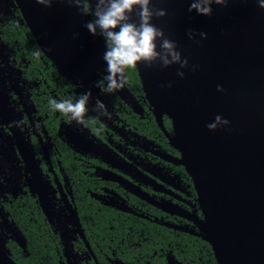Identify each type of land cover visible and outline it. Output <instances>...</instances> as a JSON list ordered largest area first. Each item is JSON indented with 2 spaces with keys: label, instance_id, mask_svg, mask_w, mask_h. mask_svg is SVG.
Returning <instances> with one entry per match:
<instances>
[{
  "label": "flooded vegetation",
  "instance_id": "obj_1",
  "mask_svg": "<svg viewBox=\"0 0 264 264\" xmlns=\"http://www.w3.org/2000/svg\"><path fill=\"white\" fill-rule=\"evenodd\" d=\"M10 10L0 0V264H219L173 122L141 81L126 100L61 71L32 33L9 44L3 23H25ZM89 90L87 126L52 110Z\"/></svg>",
  "mask_w": 264,
  "mask_h": 264
},
{
  "label": "water",
  "instance_id": "obj_2",
  "mask_svg": "<svg viewBox=\"0 0 264 264\" xmlns=\"http://www.w3.org/2000/svg\"><path fill=\"white\" fill-rule=\"evenodd\" d=\"M190 3L153 0L168 13L153 23L178 44L189 68L138 64V75L158 118L167 115L173 122L171 143L194 181L217 262L264 264V9L259 0H228L202 16L188 11ZM14 4L61 71L83 82L107 74L105 40L85 27L92 15H81L67 0H52L50 7L37 0ZM189 29L208 38L197 36L195 43ZM191 65L198 67L193 71ZM117 92L132 97L126 85ZM217 115L231 123L211 131L207 125Z\"/></svg>",
  "mask_w": 264,
  "mask_h": 264
},
{
  "label": "clouds",
  "instance_id": "obj_3",
  "mask_svg": "<svg viewBox=\"0 0 264 264\" xmlns=\"http://www.w3.org/2000/svg\"><path fill=\"white\" fill-rule=\"evenodd\" d=\"M47 7L52 0H37ZM69 6L80 10L81 15H92L93 20L85 24L92 35H100L105 40L106 51L103 59L106 61V75L96 83V87L105 94L123 89L127 83L126 70L143 64L146 68L157 65L166 69L172 65H179L180 69L189 68L190 61L178 50V44L169 39L162 28L153 23L154 18H163L167 11L153 5V0H95L94 8H91L90 0H67ZM227 6L228 0H191L188 11H195L198 15L211 16L213 5ZM259 7L264 9V0H259ZM188 37L195 43L197 36L207 39L206 32L188 30ZM37 57L39 52L34 53ZM197 65H191L193 71ZM177 75L184 78L185 72L177 71ZM163 87V85H162ZM167 87L171 88L169 83ZM217 90L224 91L220 85ZM91 91L80 94L75 101L65 99L57 102L50 101L53 111L67 115L70 120L87 126L85 114L88 111V103ZM92 111L100 116H110L106 105L97 99ZM230 121L220 115L215 117V122L207 125L208 129L215 131L218 127L230 125Z\"/></svg>",
  "mask_w": 264,
  "mask_h": 264
},
{
  "label": "trees",
  "instance_id": "obj_4",
  "mask_svg": "<svg viewBox=\"0 0 264 264\" xmlns=\"http://www.w3.org/2000/svg\"><path fill=\"white\" fill-rule=\"evenodd\" d=\"M1 27H2V37L9 44L12 43V41H14L15 39L24 40L27 37L26 36L27 34L30 35L31 40H34L29 28L25 25L24 22L20 24L18 21L10 20L9 22H4ZM34 44L36 48H39V46L35 43V41H34ZM28 46L33 47L32 44H29ZM32 54L33 53H31V55ZM49 63H51V61ZM33 67L34 66H31V68ZM127 78L132 81H136L137 83L140 82L136 67L127 69ZM34 264H45V263H34ZM47 264H51V263L47 262Z\"/></svg>",
  "mask_w": 264,
  "mask_h": 264
},
{
  "label": "rangeland",
  "instance_id": "obj_5",
  "mask_svg": "<svg viewBox=\"0 0 264 264\" xmlns=\"http://www.w3.org/2000/svg\"><path fill=\"white\" fill-rule=\"evenodd\" d=\"M2 4H9L10 5V12H14L16 9V6L14 4V0H1Z\"/></svg>",
  "mask_w": 264,
  "mask_h": 264
}]
</instances>
